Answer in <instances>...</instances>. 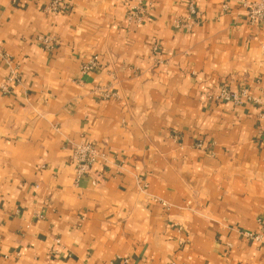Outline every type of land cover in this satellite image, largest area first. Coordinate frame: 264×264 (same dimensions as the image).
<instances>
[{"label":"crops","instance_id":"crops-1","mask_svg":"<svg viewBox=\"0 0 264 264\" xmlns=\"http://www.w3.org/2000/svg\"><path fill=\"white\" fill-rule=\"evenodd\" d=\"M64 2L0 0V264H264V106L206 99L264 105V24L241 0H196L190 31L188 0ZM80 141L100 156L77 181Z\"/></svg>","mask_w":264,"mask_h":264},{"label":"built area","instance_id":"built-area-1","mask_svg":"<svg viewBox=\"0 0 264 264\" xmlns=\"http://www.w3.org/2000/svg\"><path fill=\"white\" fill-rule=\"evenodd\" d=\"M241 4L245 8V18L250 25L264 24V0H241ZM152 5L138 1L136 4H129L126 12V21L129 25H141L148 17V11ZM226 7V6H225ZM68 8L64 0H46L44 12L46 14L62 13ZM199 11L196 5V0H188L187 14L185 17L176 18L173 22V27L180 31H190L198 23ZM39 40L50 49L54 47L56 40L51 37H40ZM154 52H158V46L153 48ZM0 64H3L8 69V76L4 83L0 84V90L7 93L8 85L11 82L20 80V72L13 57L5 50L0 48ZM101 67L99 56H92L87 62L82 64L81 76L88 75L97 71ZM206 99L208 102L217 103H233L234 105H244L249 102L263 103L254 97L249 88L242 86L239 89L231 90L227 85H222L215 93H207ZM99 149L93 142L80 141L72 145V164L75 167L77 181L91 173L92 166L99 157ZM250 239L261 241L260 236H255L249 232L244 233Z\"/></svg>","mask_w":264,"mask_h":264}]
</instances>
